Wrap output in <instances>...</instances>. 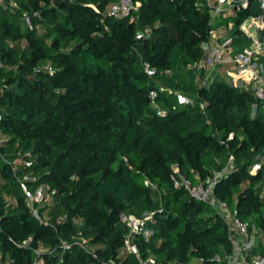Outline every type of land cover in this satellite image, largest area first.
<instances>
[{
    "label": "trees",
    "instance_id": "16d2710c",
    "mask_svg": "<svg viewBox=\"0 0 264 264\" xmlns=\"http://www.w3.org/2000/svg\"><path fill=\"white\" fill-rule=\"evenodd\" d=\"M113 1L0 0V264H29L39 245L60 247L62 240L72 242L64 264H138L123 252L128 226L119 214L145 210L154 212V233L137 238L142 255L225 264L232 250L226 223L175 186L174 166L196 181L231 154L233 170L218 195L251 227L253 213L264 210L263 174L248 171L264 151V113L252 116V94L220 77L199 87L188 68L203 55L210 9L196 0H136L131 15L117 18L107 13ZM261 12L264 0H250L237 21ZM161 83L194 102L180 103ZM153 88L166 115L151 102ZM26 173L36 178L31 189L44 184L52 192L41 207L48 224L28 206L18 181ZM6 193L16 200L10 207ZM258 224L264 228V214ZM30 236L28 246L18 245ZM80 236L93 252L75 242ZM42 257L56 263L48 252Z\"/></svg>",
    "mask_w": 264,
    "mask_h": 264
},
{
    "label": "built area",
    "instance_id": "2783aa9c",
    "mask_svg": "<svg viewBox=\"0 0 264 264\" xmlns=\"http://www.w3.org/2000/svg\"><path fill=\"white\" fill-rule=\"evenodd\" d=\"M198 6L208 7L211 12V30L209 37L203 41L202 57L188 65L193 70L195 81L199 87H208L216 77L224 76L227 82L242 91L249 92L254 97L252 103V116H256L260 111L264 113V12L245 17L240 22L237 17L240 12L248 8L250 0H196ZM16 6L15 2L10 3ZM140 5L136 0H117L109 4L107 13L113 17L131 15L134 9ZM30 23V17H26ZM147 32L137 33V38H144ZM145 71L150 76L158 73L156 67L145 64ZM161 90H165L161 86ZM152 104L158 108L160 115H166L167 110L158 104L157 89L150 90ZM178 100L182 103H192L191 96L176 92ZM201 108L205 111L207 102H200ZM231 132L228 139L233 137ZM4 137L0 136V144ZM224 141V140H222ZM16 159L12 162L14 171L18 168ZM229 164L218 170L212 171L205 177L196 175V181L185 176L180 169L174 168L176 172L175 186L185 187L189 194L200 201L210 205L220 218L224 220L228 228L229 239L232 250L225 256V264H264V228L261 226L251 227L249 221L242 219L237 211L229 203L223 200L217 193V187L223 177L228 176L235 162V156H229ZM31 165L30 161H26ZM251 174L261 172L263 180L259 184V195L264 200V151L256 156L255 161L248 167ZM36 178L28 173L18 177V181L26 193L28 206L32 214L42 223L48 224L50 217L41 211V207L50 204L52 192L46 185L38 184L34 189L30 187V181ZM147 183L149 181L147 180ZM6 207L15 204V197L5 194ZM119 219L128 226V231L124 238L123 252L133 254L138 260V264H172L157 260L155 254L142 255L138 246L137 238L144 236L149 238L154 229L149 222L154 219V212L137 215L134 213L121 212ZM1 222V214H0ZM33 237L30 236L21 242L20 247L28 246ZM86 251L93 252L88 244V239L80 236L75 241ZM72 246V242L62 240L60 247H49L39 245L34 249L33 260L29 264H43L42 254L48 252L56 257L55 264H64V255L67 249ZM108 264H117L116 260L111 259Z\"/></svg>",
    "mask_w": 264,
    "mask_h": 264
},
{
    "label": "rangeland",
    "instance_id": "374dc122",
    "mask_svg": "<svg viewBox=\"0 0 264 264\" xmlns=\"http://www.w3.org/2000/svg\"><path fill=\"white\" fill-rule=\"evenodd\" d=\"M220 78L221 79H223V80H225V81H228V80H226L225 78L226 77H224V76H220ZM229 82V81H228ZM160 85H162L163 87H164V89L168 92V93H173V94H175L176 92H179V93H182L180 90H176V89H174V88H172V87H170V86H167V85H164L163 83H161ZM179 101V100H178ZM180 103H182L181 101H179ZM219 134H221V132H219ZM229 157L227 158V160L225 161V165L223 166V167H226L228 164H229ZM223 167H221V168H223ZM174 168H177V169H179V167L178 166H174ZM221 168H219V169H221ZM214 170H218V168H215V169H213L212 171H214ZM196 175H199L198 173L196 174ZM200 176V175H199ZM201 177V176H200ZM148 181H149V183L155 188L156 187V185L153 183V182H151L149 179H147ZM156 189V188H155ZM232 206H234V205H232L231 204V207ZM233 208V207H232ZM234 209V208H233ZM148 212H153L152 210H145L143 213H142V215L144 214V213H148ZM213 213H215V210L213 209ZM261 214H264V210L262 211V212H255V213H253V223H255L256 224V226H258L259 224H258V222H259V220H260V216H261ZM198 260H193V263H196Z\"/></svg>",
    "mask_w": 264,
    "mask_h": 264
}]
</instances>
